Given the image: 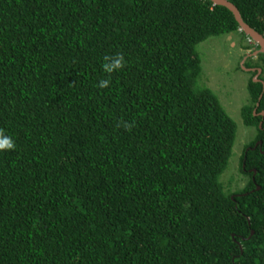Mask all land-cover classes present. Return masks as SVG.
<instances>
[{"label": "trees", "instance_id": "obj_1", "mask_svg": "<svg viewBox=\"0 0 264 264\" xmlns=\"http://www.w3.org/2000/svg\"><path fill=\"white\" fill-rule=\"evenodd\" d=\"M228 1L264 37V0ZM233 33L258 49L208 0H0V264H264V55L237 175L197 87V47Z\"/></svg>", "mask_w": 264, "mask_h": 264}, {"label": "rangeland", "instance_id": "obj_2", "mask_svg": "<svg viewBox=\"0 0 264 264\" xmlns=\"http://www.w3.org/2000/svg\"><path fill=\"white\" fill-rule=\"evenodd\" d=\"M242 38V35L233 33L209 38L197 47L202 59V75L197 87L210 89L237 125L233 154L229 167L221 179L228 177V174H238L236 168L244 147L253 142L257 136L256 128L245 126L242 118V108L251 103L247 90L251 75L240 69L245 55V41H242ZM258 63V60L250 61L252 65ZM229 185V191L237 190L236 182Z\"/></svg>", "mask_w": 264, "mask_h": 264}, {"label": "water", "instance_id": "obj_3", "mask_svg": "<svg viewBox=\"0 0 264 264\" xmlns=\"http://www.w3.org/2000/svg\"><path fill=\"white\" fill-rule=\"evenodd\" d=\"M210 2H212L214 5H217V6H221V7H224V8H227L235 17L237 23L239 24L240 26V31H242L247 37H249V39H251L253 41V43L258 46V49L253 51V53L249 56V58H253V57H257L258 55L262 54L264 55V37L259 34L257 31H255L254 29H252L251 27H249L245 21L243 20L240 12L238 11V9L235 7V5H233L231 2H229L228 0H208ZM245 61L246 59H244L240 65V68L241 70H246L245 68ZM255 70H253L254 72ZM261 74V70L258 71L257 75L254 77V81L255 82H261L263 83L262 81H259V75ZM263 86H264V83H263ZM261 99V97H260ZM259 106V104L257 105ZM255 113H256V110H255ZM261 116L264 117V112L261 113ZM262 124H260V127H261ZM262 142H258L256 144L259 145L261 144Z\"/></svg>", "mask_w": 264, "mask_h": 264}, {"label": "clouds", "instance_id": "obj_4", "mask_svg": "<svg viewBox=\"0 0 264 264\" xmlns=\"http://www.w3.org/2000/svg\"><path fill=\"white\" fill-rule=\"evenodd\" d=\"M249 38V37H248ZM250 44H254L251 39H249ZM255 45V44H254ZM103 70L107 74H111L115 71H119L124 66V58L120 54L112 55V56H105L103 58ZM241 69V68H240ZM109 86L108 80H101L98 84V87L103 89ZM129 125H125V128H128ZM15 148L14 141L8 135L3 134L0 132V152L13 150Z\"/></svg>", "mask_w": 264, "mask_h": 264}, {"label": "flooded vegetation", "instance_id": "obj_5", "mask_svg": "<svg viewBox=\"0 0 264 264\" xmlns=\"http://www.w3.org/2000/svg\"><path fill=\"white\" fill-rule=\"evenodd\" d=\"M248 51H250V52L245 51V55L243 56V58L246 59L245 63L248 62V60H254L256 58V57L249 58V56L253 53V51H251V50H248ZM245 68H246V70L245 71L243 70L244 72L252 73V74H254V76L257 75V73H258L259 70H261V74H262V69L259 68L258 66H251V67H247L246 66ZM253 70H255V71L253 72ZM260 75L258 77H260ZM259 81H262V80H259ZM260 142H262V141H260ZM262 144H263V142L261 143V145Z\"/></svg>", "mask_w": 264, "mask_h": 264}]
</instances>
